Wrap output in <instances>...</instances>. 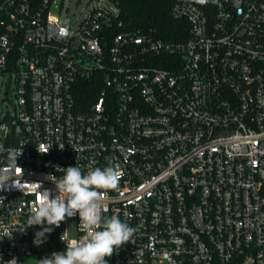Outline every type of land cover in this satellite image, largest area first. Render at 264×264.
<instances>
[{"label": "built area", "instance_id": "obj_1", "mask_svg": "<svg viewBox=\"0 0 264 264\" xmlns=\"http://www.w3.org/2000/svg\"><path fill=\"white\" fill-rule=\"evenodd\" d=\"M107 1L72 27L57 0H0V76L15 83L0 144L23 146L24 170L0 189V264L82 237L78 213L43 237L46 223L27 226L69 166L122 173L104 215L135 233L108 264H264V0H177L181 41L127 26Z\"/></svg>", "mask_w": 264, "mask_h": 264}, {"label": "clouds", "instance_id": "obj_2", "mask_svg": "<svg viewBox=\"0 0 264 264\" xmlns=\"http://www.w3.org/2000/svg\"><path fill=\"white\" fill-rule=\"evenodd\" d=\"M51 146H47L44 152L38 147V151L47 153ZM22 149L23 146L20 149H5L0 144V153H7V163L0 167V189L12 177L22 175L24 170L17 165ZM65 169L63 176H51L57 194L52 196L49 190H45L39 202L32 204L27 226L46 223L49 227H44L37 233L38 237H43L52 231L50 226L58 227L66 217H73L78 213L79 230L83 235L79 239L69 240L62 234L60 239L66 242L65 250L39 259L37 264H108L106 258H111L122 245L129 243L135 233V229L121 221L118 215H104L107 212L104 194L118 188L122 173L112 166L92 168L86 174L78 166ZM10 235L7 229L0 234L2 237ZM14 261L15 259L9 261V264Z\"/></svg>", "mask_w": 264, "mask_h": 264}, {"label": "trees", "instance_id": "obj_3", "mask_svg": "<svg viewBox=\"0 0 264 264\" xmlns=\"http://www.w3.org/2000/svg\"><path fill=\"white\" fill-rule=\"evenodd\" d=\"M177 0H122L121 16L127 26L153 30L155 33L171 41L186 40L189 36V23L184 18L172 14V6ZM95 80L85 81L80 85L77 94L80 110L97 97ZM85 105V106H84Z\"/></svg>", "mask_w": 264, "mask_h": 264}, {"label": "rangeland", "instance_id": "obj_4", "mask_svg": "<svg viewBox=\"0 0 264 264\" xmlns=\"http://www.w3.org/2000/svg\"><path fill=\"white\" fill-rule=\"evenodd\" d=\"M60 5V17L63 22H68L72 27L84 19V17L95 7L102 3L111 5L107 0H57ZM15 83L10 74L0 76V120L8 112H13L14 108L10 102L9 92L14 89ZM17 102V99L15 98ZM32 260L27 259L26 264H31Z\"/></svg>", "mask_w": 264, "mask_h": 264}]
</instances>
